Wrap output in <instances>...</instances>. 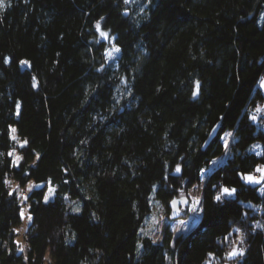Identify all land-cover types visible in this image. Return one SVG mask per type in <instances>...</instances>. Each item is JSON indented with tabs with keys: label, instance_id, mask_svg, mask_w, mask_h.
Returning a JSON list of instances; mask_svg holds the SVG:
<instances>
[{
	"label": "trees",
	"instance_id": "16d2710c",
	"mask_svg": "<svg viewBox=\"0 0 264 264\" xmlns=\"http://www.w3.org/2000/svg\"><path fill=\"white\" fill-rule=\"evenodd\" d=\"M4 5L0 264H232L227 252L241 235L245 255L235 264H264V228L256 227L264 225V184L249 185L238 175L264 165V120L248 119L264 104V0ZM111 46L121 51L109 60ZM13 127L26 147L11 138ZM227 132L233 143L206 178L212 196L201 223L174 247L171 231L162 243L141 238L151 196L167 203L200 183L224 155ZM15 150L23 158L19 169L8 155ZM9 181L43 185L28 195L32 219L24 246L23 205L17 191L8 194ZM225 186L236 187L237 195L217 205L213 197ZM48 187L55 195L45 204L41 193Z\"/></svg>",
	"mask_w": 264,
	"mask_h": 264
},
{
	"label": "rangeland",
	"instance_id": "374dc122",
	"mask_svg": "<svg viewBox=\"0 0 264 264\" xmlns=\"http://www.w3.org/2000/svg\"><path fill=\"white\" fill-rule=\"evenodd\" d=\"M261 19H264V13L261 16ZM115 48L114 46H111V48L108 50L107 52V56L108 53L111 52L112 56L109 57V60H112L114 57H116L118 55L117 52H115ZM261 107H264V104H260ZM14 128V127H13ZM16 129V128H15ZM15 136L17 137V139L15 141H17V145L19 147H21L20 145L23 143V141H21L18 136L15 133ZM224 137V136H223ZM233 137H229V143L231 146V143H233L232 141ZM224 142V140H223ZM259 149V150H258ZM258 152L260 151V145H257V148L255 149ZM230 153L229 151H225L224 155L220 158L215 159L214 161H216L215 163H211L210 167L208 170L204 171L202 174V180L200 183L194 185L193 187L187 189V190H181L179 192V194L177 195V200H179V206H178V210H179V214L180 217L178 219H173L171 217V209H170V204H172V201H169L167 203L164 202H160L157 199H155V196L152 195L151 196V201H150V205H151V211L149 212V214L145 217V219L143 220V223L140 227L139 230V234L141 236V238L143 237H149L151 238L153 241H155V243H162L164 241V237L166 235V233L168 231H171L173 234V241L178 237V236H188L190 235L194 229L201 223L202 220V215H200L199 220H197L195 223L193 222V217L196 215L194 214L191 209L193 207H195V201L197 199L202 201V205L205 207V203L207 201V199L209 197L212 196V191L207 188L206 186V178L209 175V173L216 168L217 166H219L224 159L228 156V154ZM16 156H20L18 150H15L13 152V161L15 159ZM21 157V156H20ZM257 176H259V173H253ZM9 185L12 186V188L16 189L18 196L20 197L21 203L23 205V210H25V216L23 217V226L19 229V241L22 243V245L24 246L26 243L24 242V236H25V229H26V225L28 223V207H27V200H23L22 196L26 195L28 196L31 192L28 191V188L30 185H35L34 183H29L26 186H20L18 184H14L12 182L9 181ZM36 187H33V190ZM52 188V187H48ZM53 197L50 199L52 200ZM175 199V200H176ZM185 201H187V203H185ZM69 205H71V202H69ZM183 222V223H182ZM177 229H179V231H177ZM240 238V237H239ZM239 244V239L236 240V245ZM142 254V244H139V255ZM236 263L232 262V264ZM206 264H215L213 263V261H208ZM230 264V263H227Z\"/></svg>",
	"mask_w": 264,
	"mask_h": 264
},
{
	"label": "snow or ice",
	"instance_id": "6c2138e0",
	"mask_svg": "<svg viewBox=\"0 0 264 264\" xmlns=\"http://www.w3.org/2000/svg\"><path fill=\"white\" fill-rule=\"evenodd\" d=\"M25 2L27 3L28 0H25ZM130 0H124V3H129ZM5 5H4V0H0V8H3ZM10 6V5H9ZM103 19V18H101ZM95 28L96 30L100 33V35L104 38V39H108L109 38V33L104 31L102 29V25L100 24L99 21H97V23L95 24ZM114 39V38H113ZM121 51V49L119 47L115 48V52L119 53ZM108 56L111 57L112 56V53L109 52L108 53ZM10 62V59L9 58H6L4 60V63H9ZM19 63L23 66H31V62L28 61V60H22V61H19ZM35 87H38V85H34ZM259 87L261 90H264V76H261L260 79H259ZM200 94V83L199 81L196 82V87H195V90L193 91L192 95L194 98H197ZM21 105L19 103L16 104V109H17V112H16V115L19 116L20 115V112H19V109H20ZM261 114H264V107H261V106H257L256 109H255V113L254 114H251L248 116V119L253 123V124H259L261 123L262 120H264V115H261ZM221 119H223V117H221ZM217 128H220V125H217ZM11 132L13 133L12 135V139L13 140H16L17 137L15 136V133H16V129L15 128H11ZM229 137H233V133L232 132H227L225 133L224 137H223V140H224V144H223V148L225 149V151H229L230 150V143H229ZM28 141L27 140H24L23 143L20 145L22 148L26 147L28 145ZM256 145H253V148H255ZM9 156H12L13 153L9 152L8 153ZM23 158L20 157V156H16L14 161H13V165L14 167L16 168H20L21 167V164H20V161L22 160ZM40 159V156L39 154H37V160ZM216 161H213V163H215ZM67 171V170H65ZM175 172L176 173H181L182 172V167L177 164L175 166ZM255 173H259L260 175L257 176L255 174H253L252 172H239L238 175L240 176V178L246 182L247 184L249 185H261V184H264V165H261V164H256L255 165ZM33 187H36V188H40V187H43V185H40V184H35V185H30L29 188H28V191L31 192L33 190ZM261 195H264V188H260L259 189ZM16 192V189H13L12 192H9L8 194L9 195H13L14 193ZM237 188L236 187H222L218 190V194H216L213 199L214 201L216 202L217 205H223L225 203V197H233V196H236L237 195ZM42 195V198H43V202L45 204L49 203L50 199L52 197H54L55 195V189L54 188H49L47 190V192H44V193H41ZM22 199L23 200H27L28 199V196L26 195H23L22 196ZM176 201L173 200L172 201V204L175 206L176 205ZM185 203H187V201H185ZM195 207H193L191 209V211L196 214L194 217H193V222L195 223L197 220H199V217L200 215L204 214L206 212V209L205 207L202 205V201L197 199L195 201ZM73 211L75 212H79L80 211V208L77 207L75 209H73ZM177 211H179L177 209ZM20 216L21 218H23L25 216V210H22L20 212ZM29 220L32 219V216L29 215L27 217ZM183 223V222H182ZM256 227L258 228H264V225H261L259 223L256 224ZM177 231H179V229H177ZM236 232H240V229H236L235 230ZM225 240H227V237L224 238ZM153 243H155V241H153ZM244 243V237L243 235L240 236L239 238V244L238 245H234L231 247V250L227 252V259L229 260H238V258H241L245 255V249L243 247H241V245H243ZM17 244L19 245V242H17ZM172 246L174 247L175 246V242L173 241V244ZM19 251L20 252H23L24 249L22 247L19 248ZM210 255H213L212 253H209Z\"/></svg>",
	"mask_w": 264,
	"mask_h": 264
},
{
	"label": "water",
	"instance_id": "95a60500",
	"mask_svg": "<svg viewBox=\"0 0 264 264\" xmlns=\"http://www.w3.org/2000/svg\"><path fill=\"white\" fill-rule=\"evenodd\" d=\"M177 203L174 206L173 204H170V209H171V217L173 219H178L180 217L179 211H177L178 206H179V200H175Z\"/></svg>",
	"mask_w": 264,
	"mask_h": 264
},
{
	"label": "built area",
	"instance_id": "2783aa9c",
	"mask_svg": "<svg viewBox=\"0 0 264 264\" xmlns=\"http://www.w3.org/2000/svg\"><path fill=\"white\" fill-rule=\"evenodd\" d=\"M261 104H262V103H261ZM251 114H254V112L250 113L249 115H251ZM241 247H243V248H244V244H243V245H241Z\"/></svg>",
	"mask_w": 264,
	"mask_h": 264
}]
</instances>
